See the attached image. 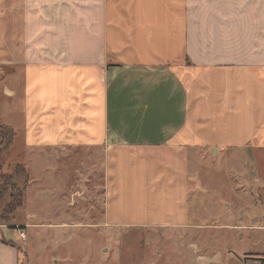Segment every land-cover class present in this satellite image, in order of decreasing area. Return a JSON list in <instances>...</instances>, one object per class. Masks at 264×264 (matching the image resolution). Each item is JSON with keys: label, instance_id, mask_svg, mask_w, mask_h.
<instances>
[{"label": "crops", "instance_id": "0c3cea01", "mask_svg": "<svg viewBox=\"0 0 264 264\" xmlns=\"http://www.w3.org/2000/svg\"><path fill=\"white\" fill-rule=\"evenodd\" d=\"M0 96L29 153L101 152L105 225L174 230L193 264L241 259L207 231L264 234V0H0ZM30 225L0 222V264Z\"/></svg>", "mask_w": 264, "mask_h": 264}, {"label": "rangeland", "instance_id": "374dc122", "mask_svg": "<svg viewBox=\"0 0 264 264\" xmlns=\"http://www.w3.org/2000/svg\"><path fill=\"white\" fill-rule=\"evenodd\" d=\"M3 109L9 110L5 119L1 113ZM12 109L13 105H7L0 96V129L3 123L14 126H3L7 133L0 130V185L8 186L6 179L15 175L16 166L22 165L28 171V181L24 176H16L10 183L16 187L26 186L27 190L25 205L12 216L10 223L16 220L36 224L26 226L24 231L27 234L24 240L25 264H193L189 255L190 240L183 239L174 230L105 225L101 152L74 149L55 159L41 151L29 153L23 144L22 115L18 111L14 114ZM222 167L228 168L225 159L210 165L218 175L208 185V205L226 194L222 185H227V179L219 173ZM203 169L207 175V162H204ZM83 181L84 198L74 205L64 206L71 188ZM232 185L236 188L235 183ZM14 190L8 187L7 195L0 200V216L10 203ZM206 210L213 211L215 206L211 204ZM63 221L65 223L60 224ZM221 233L207 231L201 236L200 241L209 239L211 242L210 253L223 254L233 246V251L241 259L239 262L231 260L229 264H264L263 233L255 232L251 238L244 233L241 240L229 233L226 239ZM244 253L248 255L243 258ZM224 264H228L226 259Z\"/></svg>", "mask_w": 264, "mask_h": 264}, {"label": "trees", "instance_id": "16d2710c", "mask_svg": "<svg viewBox=\"0 0 264 264\" xmlns=\"http://www.w3.org/2000/svg\"><path fill=\"white\" fill-rule=\"evenodd\" d=\"M2 132H8L7 130H4L3 127L0 129ZM1 155V154H0ZM16 176H24L28 179V173L24 166L18 165L16 166V172L15 175H11L6 179V183L8 186L0 185V200H2L7 195V188L12 187L16 190H14V193L11 195V201L7 205L6 209L4 210L3 214L0 216V221L5 222V224H10V221L13 220L12 216L24 205V193L26 186L22 187H16L15 185L10 184L11 182H14V179Z\"/></svg>", "mask_w": 264, "mask_h": 264}, {"label": "built area", "instance_id": "2783aa9c", "mask_svg": "<svg viewBox=\"0 0 264 264\" xmlns=\"http://www.w3.org/2000/svg\"><path fill=\"white\" fill-rule=\"evenodd\" d=\"M21 238H22L23 240L26 239V234H25L24 232L21 233Z\"/></svg>", "mask_w": 264, "mask_h": 264}]
</instances>
